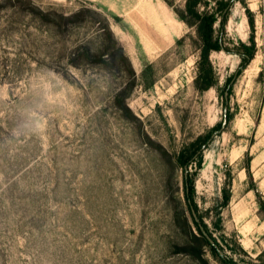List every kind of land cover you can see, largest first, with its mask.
Segmentation results:
<instances>
[{
  "label": "rangeland",
  "instance_id": "374dc122",
  "mask_svg": "<svg viewBox=\"0 0 264 264\" xmlns=\"http://www.w3.org/2000/svg\"><path fill=\"white\" fill-rule=\"evenodd\" d=\"M186 2L0 0V264H225L193 234L180 159L224 115L194 200L228 258L264 264V0L231 7L205 90Z\"/></svg>",
  "mask_w": 264,
  "mask_h": 264
},
{
  "label": "trees",
  "instance_id": "16d2710c",
  "mask_svg": "<svg viewBox=\"0 0 264 264\" xmlns=\"http://www.w3.org/2000/svg\"><path fill=\"white\" fill-rule=\"evenodd\" d=\"M236 0H217V7L213 11H202L198 8L200 0H187V16L182 15L181 17L186 20L191 25H196V30L200 39V53L198 63V71L195 77V84L199 89L205 90L211 87L216 83V75L214 71L213 64L210 59L211 52L213 50L225 49L229 51V48L225 46L223 41V34L225 33V25L227 23V19L229 16V12L231 7L235 3ZM219 21L220 29L216 31L215 23ZM252 24H254L252 20ZM243 50L239 53L241 56V64L238 69L227 78V86L231 87L232 81L237 78L243 69L249 64L251 59L254 57L256 50V42L253 38L251 43L241 42ZM229 117V115H228ZM224 127L222 126V122L214 125L208 133L202 137H198L197 142L203 141L202 145L198 146V149L193 153V156L185 159L183 158V152L180 155V159L183 162L184 168V186H185V197L187 200L188 207L191 212V216L193 218V222L196 226L197 233L193 232L195 238H197L202 245L209 247L214 254V256L218 257L222 263L225 264H237L233 258H228L225 253L224 246L219 242L215 235L210 231L208 224L203 220L201 215L198 213V206L194 200L195 194V179L193 174L189 171L190 163H201L203 158V147H206L209 142L212 141L215 134L222 131ZM192 145H195L194 143ZM185 159V160H184ZM229 187V184H228ZM223 193V201L222 207L227 205L231 200V189L225 187ZM260 203L261 198H260ZM191 207H193L198 213V220L194 218ZM199 223H202L208 234L212 237L213 241H210L200 229Z\"/></svg>",
  "mask_w": 264,
  "mask_h": 264
},
{
  "label": "water",
  "instance_id": "95a60500",
  "mask_svg": "<svg viewBox=\"0 0 264 264\" xmlns=\"http://www.w3.org/2000/svg\"><path fill=\"white\" fill-rule=\"evenodd\" d=\"M227 94V93H226ZM227 123V116L224 115V118H223V121H222V126L224 127ZM191 210H192V213H193V216L195 219L198 220V214L196 212V210L191 207ZM199 226H200V229L202 230L203 234L210 240V241H213L212 237L208 234L207 230L205 229V227L203 226L202 223H199Z\"/></svg>",
  "mask_w": 264,
  "mask_h": 264
}]
</instances>
